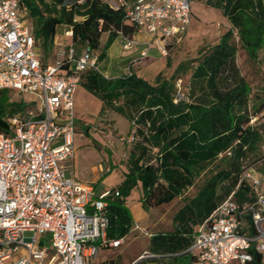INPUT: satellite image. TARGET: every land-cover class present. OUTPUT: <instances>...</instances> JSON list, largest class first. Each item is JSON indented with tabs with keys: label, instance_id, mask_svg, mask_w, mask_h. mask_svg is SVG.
I'll return each mask as SVG.
<instances>
[{
	"label": "built area",
	"instance_id": "obj_1",
	"mask_svg": "<svg viewBox=\"0 0 264 264\" xmlns=\"http://www.w3.org/2000/svg\"><path fill=\"white\" fill-rule=\"evenodd\" d=\"M104 1L114 9L124 7L125 22L151 34L139 41L120 32L125 49L142 48L139 59L116 77L100 68L99 53L89 46L79 50L73 42L59 49L55 63L44 62L20 0H0V89L19 90L26 102L25 108L2 117L0 264H92L103 249L124 242L108 230L109 198L119 190L97 193L94 182L67 176L61 164L77 150L75 92L89 70L107 79L130 76L132 65L153 47L166 55L171 39L177 35L179 40L188 29L192 0ZM66 35L73 37L70 27ZM179 100H188L181 88L174 101ZM245 180L253 197L240 201L234 194ZM240 181L198 226L189 249L193 264H230L233 259L246 264L253 259L250 249L264 252V179L251 166Z\"/></svg>",
	"mask_w": 264,
	"mask_h": 264
},
{
	"label": "trees",
	"instance_id": "obj_2",
	"mask_svg": "<svg viewBox=\"0 0 264 264\" xmlns=\"http://www.w3.org/2000/svg\"><path fill=\"white\" fill-rule=\"evenodd\" d=\"M204 1L220 8L231 27L217 42L200 48L196 57L179 63L171 77L159 72L152 82L132 70L130 76L107 79L98 71L89 70L81 79V84L102 100L101 114L116 111L134 125L128 171L113 188L120 194L109 198L111 237L123 238L132 229L133 215L126 198L139 183L144 204L156 207L181 196L205 173L197 193L186 198L175 212L173 230L151 236L149 251L169 259L167 264H193L195 254L189 249L198 226L236 189L244 170L252 166L247 160L261 138L250 123V110L260 111L264 100L259 101L257 93L251 103V85L236 59L239 43L252 58H256L262 46L264 0ZM20 3L33 24L37 40L47 52L54 47L61 25L73 30L72 40L76 45L80 43L79 50L85 46L98 49L106 32L107 48L121 37L120 32L133 36L138 31L135 25L125 22L124 7L114 9L104 0H20ZM77 16L83 19L77 20ZM191 68L188 100L175 102L176 80ZM25 107L22 100L9 102V97L0 90V131L5 130L2 115ZM252 197L250 183L242 181L234 198L244 201ZM250 251L253 259L246 264H264V252Z\"/></svg>",
	"mask_w": 264,
	"mask_h": 264
},
{
	"label": "rangeland",
	"instance_id": "obj_3",
	"mask_svg": "<svg viewBox=\"0 0 264 264\" xmlns=\"http://www.w3.org/2000/svg\"><path fill=\"white\" fill-rule=\"evenodd\" d=\"M191 7L192 16L188 29L181 35L179 40L174 39L172 41L171 46L168 48V53L166 55L160 54L162 59L159 61L156 60L157 56L155 54L150 53V57H153L156 63L151 64L150 60H145L144 58L141 63L138 62L132 65L133 71H141L142 76L152 82L159 72L166 77H171L179 63L196 57L200 48L217 42L219 36L231 27L228 18L220 8L208 5L204 0H192ZM76 18L77 20L83 19L81 16ZM61 28L59 35L55 37L54 47L48 52L42 48V59L46 63H55L57 61L58 51L65 46V41L73 42L72 38L66 35L69 26L64 27V25H61ZM107 39L108 33L106 32L102 35L99 48L94 49L96 53L100 54L105 49V51L109 50L115 53L116 49L122 47V43L118 40L110 49H108L110 46L106 48ZM236 39L239 40V35H236ZM77 45L76 47L79 48L80 43ZM238 46L236 60L241 73L251 85V103L255 102L254 98L258 96L256 95L257 93L260 95L258 100L262 101L264 100V40L257 51L256 58H252L249 52L241 46V43ZM129 53L130 51H124V54ZM111 61L112 59L104 53L98 59V64L109 75L119 70L121 74L128 71L127 65L121 66L122 64H119L122 69H119V67L116 69L114 67L118 64L114 65L113 62L110 63ZM168 61L170 62L169 64ZM191 73L192 68L182 73L179 79L176 80L177 88H181V91L186 94H188ZM0 90H3L4 94L9 97V102L21 100L25 102L24 94L15 88L8 87ZM75 102L76 129L78 131L76 144L79 148L77 160L81 169L86 175H89L91 166L99 161L106 168L110 167L95 184L97 193H100L104 189L105 182L118 179L123 174V170L127 168V159L133 144V141H129L128 138L134 132V125L126 116L116 111L108 110L105 114H101L102 100L89 92L82 84L78 86ZM7 105L9 104L7 103ZM250 111L252 113L250 123L255 126L261 138L256 143V148L250 154L247 163H250L254 172L260 174L264 179V105L258 112H254L252 109ZM90 142L101 150L94 149ZM106 154L109 158L105 161L103 156ZM217 163L218 161L211 168ZM66 174L72 177L70 169L66 170ZM204 176L205 173L200 175L195 185L173 200L172 205L156 206L157 209L155 211H151L150 206L145 205L141 200L143 195L141 184L139 183L135 186L126 200L130 203L133 220L134 218L137 219L141 227L136 226V229L130 230L123 237L124 242L120 247L103 249L104 251L99 258L93 261L92 264H167L169 259L153 255L149 251L151 240L149 233H157L174 228L175 211L179 209L186 198H190L197 193ZM143 205L145 209H143ZM169 206H172L171 210ZM166 211L167 213L161 216ZM45 242L50 244V234L45 236ZM53 252L51 249L50 253ZM6 264H8V261H6ZM230 264L242 263L238 259H233Z\"/></svg>",
	"mask_w": 264,
	"mask_h": 264
},
{
	"label": "crops",
	"instance_id": "obj_4",
	"mask_svg": "<svg viewBox=\"0 0 264 264\" xmlns=\"http://www.w3.org/2000/svg\"><path fill=\"white\" fill-rule=\"evenodd\" d=\"M64 27H66V25H64ZM62 28L59 27V30H61ZM57 35H59V34H57ZM149 37H151V34L145 32V31H137L135 34H133V38H135V39H137L139 41L145 40V39H147ZM174 39L178 40L177 35L174 36L171 39V42ZM118 40L122 43V47L121 48L116 49V52L115 53H112L109 50L108 51H105V53L109 56V58L112 59V61L110 63L113 62L114 65L115 64H118V65L119 64H122L121 66H124V65H127L128 66V64H129L130 61H132V60H134L136 58L139 59V57H140V51H141V48H142L141 46L134 47L132 49H125L124 46H123L122 38L120 36L113 42L112 45H114ZM67 44H69V41H65V44L64 45H67ZM111 46L108 49H110ZM123 50L124 51L125 50L130 51V53L129 54H124V51ZM150 53L155 54V56H157V58H156L157 61H159L160 59H162V55H160V52L158 51V49L156 47H153L149 51L148 56L145 57V60H150L152 62L151 64L156 63L155 62L156 60H154L153 57L152 58L150 57ZM141 61H142V59L136 61L134 64H136L138 62L141 63ZM118 65H115L114 68L118 69V67H119V69H122V67L120 65L119 66ZM136 72H137L138 75L142 76L141 71H136ZM119 75H121L120 70L117 71V72L115 71L114 74H112L111 76L116 77V76H119ZM77 91H78V88H77L76 92ZM76 92H75V98H76ZM75 104H76V102H75ZM90 144H92V143L90 142ZM76 146H77V150L75 152V156L73 158H67V159L63 160L61 162V164L65 167V171L67 169H70L71 170V174L70 175L72 177H77V178H79L81 180H84V181H91V182H94L96 184V182H98L103 177V174L106 173V171H108L110 169V167L109 168H106V166H104V164L101 161H99L97 164H94V165L91 166V171H90L89 175H86L84 173V171L81 169V167L79 165V162L77 160L78 159V156H79V148H78V145L77 144H76ZM92 147L94 149L97 148V149L101 150L100 148H98L94 144H92ZM103 157H104V160L105 161L109 158L107 154L104 155ZM127 171H128V169L126 168V169L123 170V174L120 175L118 179H116L114 181H109V182L107 181L108 183L105 182L104 183V189L102 191H104L107 188L110 189V188H114V187L118 186L124 180L125 173ZM142 196H141V200H142ZM126 204L129 207V209L131 210L130 203H128L127 200H126ZM169 204L172 205V202L168 203L167 205H169ZM163 205H161V206H163ZM142 207H143V209H145V206L144 205ZM150 209H151V211H155V209H157V207H150ZM169 209L171 210L172 209V206H169ZM174 210H176V209H174ZM166 213H167V211L165 213H163L161 216H164ZM133 222L134 223H133L132 229H136V226L139 227V228L141 227L140 224L138 223L137 219L134 218ZM170 230H173V229H170ZM163 231H168V230H163ZM153 234H154L153 232H150L149 233V235H151V236Z\"/></svg>",
	"mask_w": 264,
	"mask_h": 264
},
{
	"label": "water",
	"instance_id": "obj_5",
	"mask_svg": "<svg viewBox=\"0 0 264 264\" xmlns=\"http://www.w3.org/2000/svg\"><path fill=\"white\" fill-rule=\"evenodd\" d=\"M142 257H144V256H142Z\"/></svg>",
	"mask_w": 264,
	"mask_h": 264
}]
</instances>
